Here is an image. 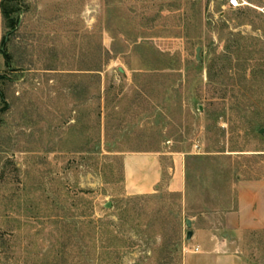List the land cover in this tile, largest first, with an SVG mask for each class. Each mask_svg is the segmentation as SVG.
<instances>
[{
	"label": "rangeland",
	"instance_id": "obj_1",
	"mask_svg": "<svg viewBox=\"0 0 264 264\" xmlns=\"http://www.w3.org/2000/svg\"><path fill=\"white\" fill-rule=\"evenodd\" d=\"M12 3L0 264H182L195 225L223 237L238 179L264 177V0ZM147 152L185 154L184 193L128 192ZM233 239L264 264V231Z\"/></svg>",
	"mask_w": 264,
	"mask_h": 264
},
{
	"label": "crops",
	"instance_id": "obj_2",
	"mask_svg": "<svg viewBox=\"0 0 264 264\" xmlns=\"http://www.w3.org/2000/svg\"><path fill=\"white\" fill-rule=\"evenodd\" d=\"M1 2V0H0ZM3 35L0 9V41ZM185 154L183 152H147L128 154L124 159L128 192L153 193L164 182L169 192L186 189ZM195 221L191 220V224ZM220 237L212 229L195 225L187 241L182 264H247L231 246L234 239L248 232L264 231V177L243 178L236 182V203L222 218ZM198 249L195 251L194 248Z\"/></svg>",
	"mask_w": 264,
	"mask_h": 264
},
{
	"label": "trees",
	"instance_id": "obj_3",
	"mask_svg": "<svg viewBox=\"0 0 264 264\" xmlns=\"http://www.w3.org/2000/svg\"><path fill=\"white\" fill-rule=\"evenodd\" d=\"M12 1L13 0H1L0 2L3 29L4 28L7 29V31L3 33L2 39L0 41V54H2L3 57L5 58V62L7 63V65L9 64L10 58L6 47L10 41V36L13 34L17 26V19L14 16L16 9ZM6 36L8 37L6 38ZM0 96H2L1 92H0Z\"/></svg>",
	"mask_w": 264,
	"mask_h": 264
},
{
	"label": "water",
	"instance_id": "obj_4",
	"mask_svg": "<svg viewBox=\"0 0 264 264\" xmlns=\"http://www.w3.org/2000/svg\"><path fill=\"white\" fill-rule=\"evenodd\" d=\"M7 37H8V36H6V38H7ZM119 71H120V72H123L122 68H119ZM105 206H106V207H110V203H107ZM185 224H186L188 227H190V226H191V220H190V219H186V220H185ZM191 236H192V231H191V230H188L186 238H187V239H190Z\"/></svg>",
	"mask_w": 264,
	"mask_h": 264
},
{
	"label": "built area",
	"instance_id": "obj_5",
	"mask_svg": "<svg viewBox=\"0 0 264 264\" xmlns=\"http://www.w3.org/2000/svg\"><path fill=\"white\" fill-rule=\"evenodd\" d=\"M242 0H226V5L230 8H236L240 5Z\"/></svg>",
	"mask_w": 264,
	"mask_h": 264
}]
</instances>
